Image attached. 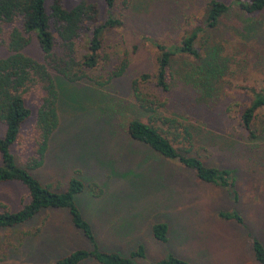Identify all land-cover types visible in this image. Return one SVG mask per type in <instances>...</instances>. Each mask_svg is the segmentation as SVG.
<instances>
[{
  "label": "rangeland",
  "instance_id": "1",
  "mask_svg": "<svg viewBox=\"0 0 264 264\" xmlns=\"http://www.w3.org/2000/svg\"><path fill=\"white\" fill-rule=\"evenodd\" d=\"M63 1L68 8L78 0ZM205 1L132 0L127 12L131 19L104 35L103 51L110 56L111 65L124 57L128 60L123 77L105 89L91 90L86 83L66 85L52 73L60 99L58 125L49 138L42 165L30 173L42 186L57 192L64 191L68 180L77 176L84 189L73 202L91 226L97 250L126 256L142 246L144 258H135L132 264H151L168 255L189 264H257L251 254V240L264 245V150L247 145L239 122V113L249 104L251 90L264 87V7L248 16L234 0H218L228 5L226 14L214 29L197 34L200 56L214 48L226 60L225 72L215 84L214 111L200 109L197 113L191 106L192 92L180 86L177 73L187 69L193 60L174 56L168 69L173 77L169 102L159 112L188 127L190 155H199L205 165L235 171L233 191L237 201H233L232 190L230 194L198 182L190 170L158 157L125 133L127 121H148L147 116L136 111L125 91L132 79L146 75L148 80L139 86L153 92L155 48L151 41L165 47L177 44L185 33L202 24ZM89 2L98 5L102 19L101 0ZM82 43L80 35L78 44ZM23 53L42 61L33 37ZM5 54L0 47V57ZM27 106L31 115L21 128L22 139L11 148L20 165L31 156L33 147L25 132L33 123L35 105L29 101ZM103 115L110 116L111 122ZM263 120L261 109L254 128ZM178 142L173 147H188ZM89 185L96 186V190L91 188L97 195L90 196ZM26 202L27 191L20 183L0 184V203L11 211ZM220 212L237 213L245 227L221 219ZM43 218L46 220L41 230L34 232L37 221ZM154 223L167 226L171 236L167 244L153 240L150 226ZM0 247L4 254L0 264H52L74 250L91 249L72 226L65 209L43 210L24 225L8 233L0 232ZM81 264L98 263L88 259Z\"/></svg>",
  "mask_w": 264,
  "mask_h": 264
},
{
  "label": "trees",
  "instance_id": "2",
  "mask_svg": "<svg viewBox=\"0 0 264 264\" xmlns=\"http://www.w3.org/2000/svg\"><path fill=\"white\" fill-rule=\"evenodd\" d=\"M131 1L101 0L103 18L100 19L98 5L89 0H78L68 8L63 0H0V47L6 52L0 57V124L3 125V134L0 136V184L18 182L27 191V202L16 211H11L0 203V232L8 233L24 225L43 210H67L72 226L82 234L91 249L74 250L52 264H81L88 259L98 264H132L133 259L144 258L142 246L136 247L126 256L97 250L92 228L73 202L74 196L83 193L84 189L77 176L68 180L64 191L57 192L49 186H42L30 173L42 165L49 138L58 125L60 99L57 81L61 80L72 86L86 83L91 90L105 89L126 73L127 58L111 65V58L103 51V44L107 32L120 29L123 21L131 19L127 15L132 8ZM234 3L248 16L260 12L264 7V0H234ZM227 10L228 5L221 1L206 0L202 24L185 33L177 44L165 47L151 41L155 48L153 92H145L139 86L140 82L148 80L146 75L132 79L125 91L136 111L147 116L148 121H127L125 133L130 140L148 147L158 157L176 161L190 170L198 182L229 192L233 191L235 171L205 165L199 155H190L188 127L174 117L159 115L160 110H165L169 102L167 96L173 87V77L168 69L174 56H185L193 60L187 69L177 73L180 86L192 92L194 105L191 103V106L195 107L197 113L214 111L213 106L217 103V98L213 97L215 84L225 72L226 60L221 59L214 48L209 49L205 56H200L196 39L198 32L214 29ZM80 35H83L81 46L78 44ZM32 37L42 54L40 62L23 53ZM52 73L57 75V81ZM174 81L176 82L175 79ZM29 101L35 105V110L33 123L25 133L29 137L28 143L33 147L31 156L26 158L24 165H20L11 148L19 145L22 139L21 128L31 115L27 106ZM261 109H264V87L251 90L249 104L239 113L240 126L245 132L247 145L252 146L251 149L264 150V120L258 124V128L253 125ZM102 117L111 122L110 116ZM178 141L185 142L188 147H173V143ZM91 186L95 190L96 186H88L92 192L90 196L93 197L97 194L93 193L96 191ZM231 195L233 201H237L234 191ZM218 216L244 226L237 213L220 212ZM45 220L46 218L37 221L34 232L41 230ZM150 232L155 242L167 244L171 239L165 224H152ZM250 250L253 260L257 264H264V245L253 238ZM3 259L4 254L0 251V262ZM151 264L189 263L168 255Z\"/></svg>",
  "mask_w": 264,
  "mask_h": 264
}]
</instances>
